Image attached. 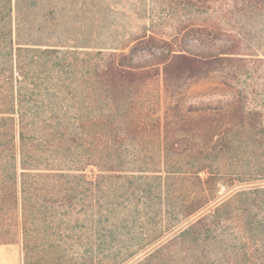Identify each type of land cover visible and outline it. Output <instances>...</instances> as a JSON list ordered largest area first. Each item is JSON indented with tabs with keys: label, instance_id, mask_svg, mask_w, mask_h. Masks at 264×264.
<instances>
[{
	"label": "trees",
	"instance_id": "16d2710c",
	"mask_svg": "<svg viewBox=\"0 0 264 264\" xmlns=\"http://www.w3.org/2000/svg\"><path fill=\"white\" fill-rule=\"evenodd\" d=\"M166 5L148 26L143 0H0V243L16 230L21 264H264V94L237 88L264 0Z\"/></svg>",
	"mask_w": 264,
	"mask_h": 264
},
{
	"label": "rangeland",
	"instance_id": "374dc122",
	"mask_svg": "<svg viewBox=\"0 0 264 264\" xmlns=\"http://www.w3.org/2000/svg\"><path fill=\"white\" fill-rule=\"evenodd\" d=\"M145 4V9L147 12L145 16L152 15L153 18H146V25L149 26L151 20L153 23H160V24H168L170 25L174 21H176L178 17L177 9L173 8L172 6L169 7L166 3L169 1L167 0H143ZM151 2V9L148 10L147 5H150ZM155 17H158L156 20ZM145 21V18H144ZM246 22L247 31V45L250 47L251 51H254L256 47H260L259 51L264 50V18L260 16H252L249 17ZM112 24L117 26V21H112ZM113 30H117L116 27L112 28ZM118 30L116 33L120 32ZM229 40L226 37H220L214 40V44L218 47L222 48L228 45ZM146 51H143L145 53ZM254 53V52H252ZM256 57L253 56L254 61H249L248 64L249 68L242 72L240 77L239 86L237 88L243 90H250L253 89L257 94H264V59H255ZM225 188L221 187V192H224ZM12 244H16L18 247V263L20 262V242H19V233L15 230L13 231V242H9ZM1 244V243H0ZM6 244V243H3ZM1 257V255H0Z\"/></svg>",
	"mask_w": 264,
	"mask_h": 264
},
{
	"label": "crops",
	"instance_id": "0c3cea01",
	"mask_svg": "<svg viewBox=\"0 0 264 264\" xmlns=\"http://www.w3.org/2000/svg\"><path fill=\"white\" fill-rule=\"evenodd\" d=\"M0 264H19L18 247L16 244H0Z\"/></svg>",
	"mask_w": 264,
	"mask_h": 264
}]
</instances>
